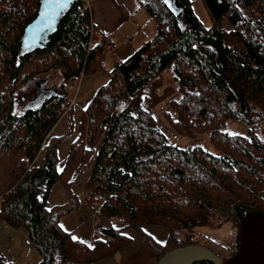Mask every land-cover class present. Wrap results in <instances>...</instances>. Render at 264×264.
<instances>
[{"label": "trees", "instance_id": "16d2710c", "mask_svg": "<svg viewBox=\"0 0 264 264\" xmlns=\"http://www.w3.org/2000/svg\"><path fill=\"white\" fill-rule=\"evenodd\" d=\"M40 1L0 0V220L26 227L39 264H95L131 243L126 229L140 235L158 264L165 253L193 246L179 238L188 241L198 228L228 222L239 228L245 211L264 214V139L258 136L264 123V0H200L210 28L190 0H136L156 24L155 34L108 72L103 63L110 44L105 37L94 41L89 13L78 12V0L44 47L23 49V30ZM52 71L59 75L57 87L47 84ZM165 72L179 95L161 108L179 137L175 143L141 107L146 86ZM81 73L105 75L83 109L67 156L78 149L93 162L85 186L100 206L91 248L59 224L79 206L80 192L69 186L74 181L65 185V203L46 207L63 175L58 148L73 134L55 136L53 130L62 117L72 122L69 84ZM29 84L37 94L17 115L15 92ZM239 99L247 115L235 107ZM241 117L245 134L229 132L230 122ZM186 140L194 144L180 147ZM145 226L168 229L166 242L158 243ZM0 264H7L3 257Z\"/></svg>", "mask_w": 264, "mask_h": 264}, {"label": "rangeland", "instance_id": "374dc122", "mask_svg": "<svg viewBox=\"0 0 264 264\" xmlns=\"http://www.w3.org/2000/svg\"><path fill=\"white\" fill-rule=\"evenodd\" d=\"M190 1H192V7L196 16L200 19V21L203 23V25L206 28H210L211 21L201 1L200 0H190ZM142 10L145 12V14H147L144 9ZM155 27L156 24L151 19H148L146 22H142L139 25V28L137 29L140 32V34H142L152 29L156 31ZM138 47L140 46H137L136 48ZM112 48L113 47H110L108 51L109 53L113 51ZM105 69L110 71V68H108V66ZM46 75H47V84L51 86L54 85L55 87H57L60 81L58 73L56 71H52ZM98 75L102 76L103 74H98ZM168 75H170L169 72H165V74H163L162 78L164 81L166 80ZM92 80H93L92 75L86 76V78L82 81L80 85V90L77 93L78 99L77 101H75L73 108L72 122L68 117H62L53 130V134L55 136L66 135L70 130L71 131L73 130V134L70 136V138L67 141H64L58 148V152H57L59 159L58 170L62 172L63 175L61 176L60 180H58L56 183L52 185L49 194L46 198V207L48 208L54 205H61L65 203V201L67 200L65 196V185L67 182L74 181L71 185L69 184V186L72 192H80L79 206L76 210L72 211L67 216L63 217L60 220L59 224L63 230L67 232H72L73 236L77 237L78 241L83 245H85L86 247H88V245H91L95 239L93 230L91 228V223L95 218V214L100 206V202L97 200L98 195L96 196L95 194L92 195V197L95 198V199L93 198V200L89 197V195L88 197L80 196L81 193L83 196H85L83 192H85V194H87V192H90V190H88L85 185L87 178L89 177L92 171L93 162H85V157L83 156L84 159L82 157V155H84V152L81 155L80 152L76 151L78 149L73 151V156L71 159L68 160L67 156L69 153L71 143L74 141L76 132L78 130L77 123L80 120V117L83 113V109L86 107L87 102L90 99L91 95L95 92V87L105 82V81L101 82L99 85L96 86V83L93 82ZM36 94H37V87L35 85H31V84L23 85L20 88H18L14 96V110H13L14 113L17 115H21L27 108L28 103L36 96ZM73 94L74 96L72 100L75 99V95H76L75 93ZM235 107L240 112V114L247 115L249 113L248 108L246 107L245 103L241 101V99H239L238 104H236ZM242 118L243 117L233 122H230L229 127L227 128L229 132L243 134V135L245 134V129L247 127L243 122ZM167 126L168 128L171 129V127L168 124ZM258 130H259L258 136L264 139L263 122L260 123ZM174 136H176L178 141L179 140L178 136L175 134ZM187 142H190L192 145L194 144V142L186 140V141H181L179 143V146L185 147L187 146V144H189ZM25 165L27 167H30V164L29 165L25 164ZM115 225L120 226L118 223H115ZM12 230H17V234L16 236L11 238L12 239V243H11L10 242L11 239L9 240L5 236H7L9 234L8 232ZM153 233L156 235H160L161 238H156V240L162 242L164 241L167 235V229H161V231L155 230ZM238 233H239V228H237L233 222H228L223 226H221L220 228L208 227V226L198 228L197 230L191 233V236L189 237L188 241L182 240V238L184 237H180L179 242L182 244L189 242L193 246H201L207 248L212 252H214L218 257L223 259H228L237 252L236 244L238 241ZM24 234L27 235L26 227H19L15 229L10 225H8V223H6L4 220H0V257H3L4 261L7 264H39L40 259L37 252L31 248L29 250H31V252L33 253L30 255L27 252V249L25 248L26 246H28L27 243L25 242L24 244V242L20 241L22 240V235ZM26 238L28 237L26 236Z\"/></svg>", "mask_w": 264, "mask_h": 264}, {"label": "crops", "instance_id": "0c3cea01", "mask_svg": "<svg viewBox=\"0 0 264 264\" xmlns=\"http://www.w3.org/2000/svg\"><path fill=\"white\" fill-rule=\"evenodd\" d=\"M142 11L143 10L140 8L136 0H95L92 2L89 8V19L94 30V41H98L105 37L106 41L110 44V47H113V51L110 53L108 52L104 59L103 67L106 72H108V70L105 69L107 66L111 70L117 63L127 59L136 49H138L139 47L136 48L137 46H141L154 36L155 31L153 29L142 34H140L137 29L142 22H146L150 19L148 14H145V12ZM163 74L146 86L143 91L144 97L141 102V107L146 111L153 112L154 117L162 127L163 132L165 133L166 130V136L169 137V140L172 143H175L177 138L174 134L176 135V133L168 128V123L163 120L160 114L162 111L161 108L169 101H176L179 98V95L171 83V76L168 75L164 81L162 78ZM92 77V81L96 83V86L105 81V75L99 76L98 74H95ZM84 79H82V81ZM76 96L77 94L75 95V98ZM95 223L96 215L91 223L93 233ZM161 229L166 228L156 226H145L143 228L144 232L152 236L155 240L156 238H161V236L156 235L153 232L155 230L161 231ZM169 232L170 231L167 229V235L164 241H156L160 244H164ZM8 233L9 234L5 237L10 240L12 237L16 236L17 230H12ZM123 233L131 239V243L121 248L113 255L97 261L95 264H156L157 254L144 243L137 232L132 229H126ZM26 236L28 237V234L22 235V240L20 241L24 242V244L25 242L27 243L28 246L25 247L24 245V247L31 255L33 252L29 249L32 247L29 245ZM10 242L12 243V239ZM93 244L94 241L91 245L93 246Z\"/></svg>", "mask_w": 264, "mask_h": 264}, {"label": "water", "instance_id": "95a60500", "mask_svg": "<svg viewBox=\"0 0 264 264\" xmlns=\"http://www.w3.org/2000/svg\"><path fill=\"white\" fill-rule=\"evenodd\" d=\"M75 0H41L34 19L22 34L25 50L44 47L50 33ZM237 252L228 259L201 246H187L165 253L158 264H264V214L245 211L239 226Z\"/></svg>", "mask_w": 264, "mask_h": 264}, {"label": "built area", "instance_id": "2783aa9c", "mask_svg": "<svg viewBox=\"0 0 264 264\" xmlns=\"http://www.w3.org/2000/svg\"><path fill=\"white\" fill-rule=\"evenodd\" d=\"M93 1H95V0H78V3H79L78 12L83 13V12L87 11L89 13V8H90ZM91 46H93V45H91ZM83 78H84V73H81V75L79 76V78L77 80H75L69 84V90L74 92L75 94H77L79 92L80 84H81V81ZM73 100H75V99H73ZM73 100L70 102V106H74L75 101H73ZM22 162H24L27 165L31 164L27 158H23ZM83 194L85 196H83L82 193L80 196L88 197V195H89V197H91L92 195H94L92 192H87V194H85V192H83Z\"/></svg>", "mask_w": 264, "mask_h": 264}, {"label": "snow or ice", "instance_id": "6c2138e0", "mask_svg": "<svg viewBox=\"0 0 264 264\" xmlns=\"http://www.w3.org/2000/svg\"><path fill=\"white\" fill-rule=\"evenodd\" d=\"M168 2V0H165V3H167ZM63 227V226H62ZM73 240H78V238L77 237H73ZM88 247H92V245H88Z\"/></svg>", "mask_w": 264, "mask_h": 264}]
</instances>
